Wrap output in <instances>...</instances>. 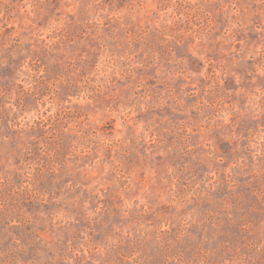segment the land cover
Listing matches in <instances>:
<instances>
[{
	"label": "rangeland",
	"instance_id": "obj_1",
	"mask_svg": "<svg viewBox=\"0 0 264 264\" xmlns=\"http://www.w3.org/2000/svg\"><path fill=\"white\" fill-rule=\"evenodd\" d=\"M0 264H264V0H0Z\"/></svg>",
	"mask_w": 264,
	"mask_h": 264
}]
</instances>
